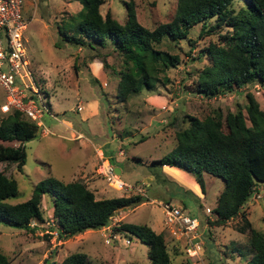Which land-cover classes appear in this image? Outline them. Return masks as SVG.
I'll return each mask as SVG.
<instances>
[{
	"label": "rangeland",
	"instance_id": "1",
	"mask_svg": "<svg viewBox=\"0 0 264 264\" xmlns=\"http://www.w3.org/2000/svg\"><path fill=\"white\" fill-rule=\"evenodd\" d=\"M22 1L23 15L27 19L23 32L26 61L39 78L45 108L40 106L42 127H38L34 137L24 143L26 162L22 169L15 163H0V170L14 178L18 185L19 192L8 201H25L33 186L47 176L65 182L81 181L96 199L140 193L145 195L146 201L116 213L109 223L111 231L87 230L59 241L49 228L53 208L48 195H44L41 202L43 222L31 221V226L37 227L34 231L0 223V249L11 264H57L76 251L85 252L90 264H151L146 244L133 238L125 245L124 239L128 237L113 232V227L120 222L146 223L155 232H162L174 264H245L251 254L248 235L237 231L234 225L242 224L246 217L254 228L264 231V184L256 186L251 199L242 208L246 215L243 219L239 215L226 225L208 224L206 217L212 219L214 214L207 212L215 205L223 181L206 177V194H203L190 174L178 168H163L160 173L167 181H172L163 184L164 191L156 183L153 172L159 169L152 166V162L174 147V134L184 125L180 121L184 113L203 119L215 110L223 115L235 112L238 108L244 109L247 92L252 93L264 109V86L245 85L232 94L211 98L197 92L196 78L209 63L205 48L216 41L212 34L199 36L203 28V22H200L190 28L187 37L177 41L164 39L156 45L180 58L179 64L168 70V81L162 89L156 93L142 90L122 102L116 95L118 78L115 74L122 67V60L112 51L111 44L97 47L98 54L106 60L105 67L97 58L90 61L89 55L93 51L89 53L68 43L59 32L61 29L72 33L69 26L82 8V0ZM127 1L103 0L100 13L104 16L109 11L122 22L126 18L124 2ZM132 1L138 22L150 29L165 21L176 3V0ZM243 4L236 0L233 7L237 10ZM213 23V18L207 21V24ZM91 62H94L92 66ZM93 77L96 84L92 83ZM157 95L160 99L155 98ZM3 101L4 93L0 87V104ZM78 105L82 106L81 110ZM3 114L0 109V117ZM71 128L81 132L83 138L78 134L72 137ZM16 145L17 142H0V147ZM95 147H99L104 156L97 160L95 169H90ZM106 161L120 169V173H116L118 179L132 189L120 188V184H109L105 180L101 166ZM171 187L173 194L168 202L182 208L185 204L184 209L200 224L195 239L200 245L196 255L188 254L185 237L178 239L164 225L160 204L168 200L166 191Z\"/></svg>",
	"mask_w": 264,
	"mask_h": 264
},
{
	"label": "trees",
	"instance_id": "2",
	"mask_svg": "<svg viewBox=\"0 0 264 264\" xmlns=\"http://www.w3.org/2000/svg\"><path fill=\"white\" fill-rule=\"evenodd\" d=\"M235 1L176 0L165 21L150 29L138 22L132 0L124 2L126 18L122 22L109 11L101 15L99 8L103 0H82V8L69 26L72 33L61 29L59 32L68 43L89 53L93 51L90 61L97 58L105 67L106 60L98 54V48L111 44L112 51L122 60V67L115 72L118 78L116 95L118 100L125 102L130 95L142 90L156 93L162 89L168 81V70L179 64L177 54L156 45L164 39H183L193 25L203 22L199 36L212 34L216 41L205 48L209 63L196 78V90L211 98L232 94L245 85L264 86V0H241L244 4L237 10L233 7ZM211 18L214 23L207 24ZM92 83H97L94 77ZM246 98L244 109L238 108L225 115L215 110L200 119L184 113L180 119L184 125L174 134V147L152 162V166L159 169L153 172L154 178L163 190L165 182H172L160 173L164 165L190 174L203 194H206V177L223 181L215 205L207 212H212L215 219L210 221L206 217L208 224L226 225L239 215L243 219L246 215L242 208L251 199L256 186L264 184V109L252 93L247 92ZM37 130L36 123L21 112L11 110L3 114L0 142H17L18 145L0 147V163H15L22 169L26 162L24 143L33 138ZM171 191L172 187L166 191L168 200L172 198ZM18 192L16 180L0 170V223L34 231L37 227L30 223L43 222L41 202L43 196L48 195L53 208L49 228L59 241L106 227L120 210L146 201L145 195L140 193L96 199L83 182H65L53 176L39 180L25 201L10 203L8 199ZM243 220L234 227L248 235L251 254L245 264H264V231L254 228L246 217ZM113 232L125 235L127 240L136 238L146 244L151 264H174L164 234L155 232L146 223L120 222L113 227ZM0 264H11L1 249ZM57 264H90V261L85 252L76 251Z\"/></svg>",
	"mask_w": 264,
	"mask_h": 264
},
{
	"label": "built area",
	"instance_id": "3",
	"mask_svg": "<svg viewBox=\"0 0 264 264\" xmlns=\"http://www.w3.org/2000/svg\"><path fill=\"white\" fill-rule=\"evenodd\" d=\"M22 0H0V87L4 93V101L0 104L3 113L11 110L21 112L22 115L42 127L40 106L43 91L39 78L35 75L26 61L23 32L26 29L27 19L23 15ZM54 118V115L50 113ZM101 173L109 184H120V188L132 189L131 186L118 179L110 163H102ZM117 185V184H116ZM164 214L163 222L171 232L186 238L187 252L196 255L200 247L198 237L199 222L188 212L171 202L160 204ZM111 226L101 228L106 233ZM111 231V230H110ZM56 234V233H55ZM127 244L130 242L126 240Z\"/></svg>",
	"mask_w": 264,
	"mask_h": 264
},
{
	"label": "crops",
	"instance_id": "4",
	"mask_svg": "<svg viewBox=\"0 0 264 264\" xmlns=\"http://www.w3.org/2000/svg\"><path fill=\"white\" fill-rule=\"evenodd\" d=\"M94 60V59H93ZM94 64V62H91V64H90V66H92ZM158 98V99H160L159 98V96L157 95V96H155V98ZM156 98V99H157ZM148 102V101H147ZM87 104V103H86ZM82 109V106L81 105H78V110H81ZM68 127H70V126H68L67 125V128ZM45 133H48L49 131L48 130H43ZM81 135L82 137L81 138H83V134L81 133V132H78L77 130H75V129H73V128H71V136L73 137V136H76V135ZM69 138V137H68ZM85 139L87 140V142L88 143H90V144H92V142H91V140L88 138V137H85ZM74 140H77V139H74ZM77 142V141H76ZM77 145H78V147H80V144L79 143H77ZM120 155H122V151H120V153H119ZM103 153H102V151H101V149H99V147H95L94 148V155H93V158H90L91 159V167H90V169H95V166H96V162H97V160L99 159V160H101V158L103 159ZM104 159H106V158H104ZM116 168V167H115ZM163 168H177V167H173V166H167V165H164V166H162L161 167V169H163ZM179 169V168H178ZM181 170V169H180ZM185 172V171H184ZM168 177V176H167ZM70 182V181H69ZM101 199V198H100ZM167 201H169V200H167ZM171 201V200H170ZM172 202V201H171ZM123 212V211H122ZM209 219H211V217H209ZM215 219V215H214V218H212L211 220H214ZM115 237H116V235H115ZM124 244L125 245H128L127 244V242H126V240L124 239Z\"/></svg>",
	"mask_w": 264,
	"mask_h": 264
},
{
	"label": "water",
	"instance_id": "5",
	"mask_svg": "<svg viewBox=\"0 0 264 264\" xmlns=\"http://www.w3.org/2000/svg\"><path fill=\"white\" fill-rule=\"evenodd\" d=\"M116 173H120V169L118 167L115 168Z\"/></svg>",
	"mask_w": 264,
	"mask_h": 264
}]
</instances>
